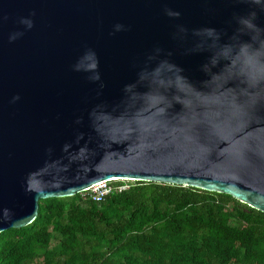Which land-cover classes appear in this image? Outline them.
I'll list each match as a JSON object with an SVG mask.
<instances>
[{
	"label": "water",
	"instance_id": "95a60500",
	"mask_svg": "<svg viewBox=\"0 0 264 264\" xmlns=\"http://www.w3.org/2000/svg\"><path fill=\"white\" fill-rule=\"evenodd\" d=\"M113 180L264 212V0H0V233Z\"/></svg>",
	"mask_w": 264,
	"mask_h": 264
},
{
	"label": "trees",
	"instance_id": "16d2710c",
	"mask_svg": "<svg viewBox=\"0 0 264 264\" xmlns=\"http://www.w3.org/2000/svg\"><path fill=\"white\" fill-rule=\"evenodd\" d=\"M110 184L128 186L40 199L30 224L0 233V264H264V212L194 187Z\"/></svg>",
	"mask_w": 264,
	"mask_h": 264
},
{
	"label": "built area",
	"instance_id": "2783aa9c",
	"mask_svg": "<svg viewBox=\"0 0 264 264\" xmlns=\"http://www.w3.org/2000/svg\"><path fill=\"white\" fill-rule=\"evenodd\" d=\"M114 181V180H113ZM111 181H103L100 183H97L95 185H93L92 187H90L87 191L89 196L95 200V201H101L108 193L116 190V191H121L125 188H127L128 185L124 184V185H118L113 187L110 184Z\"/></svg>",
	"mask_w": 264,
	"mask_h": 264
},
{
	"label": "rangeland",
	"instance_id": "374dc122",
	"mask_svg": "<svg viewBox=\"0 0 264 264\" xmlns=\"http://www.w3.org/2000/svg\"><path fill=\"white\" fill-rule=\"evenodd\" d=\"M124 182H129L128 180H124ZM87 192H89V191H87Z\"/></svg>",
	"mask_w": 264,
	"mask_h": 264
}]
</instances>
